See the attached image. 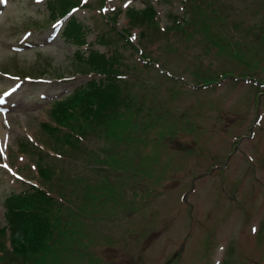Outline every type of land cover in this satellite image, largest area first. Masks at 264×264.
Segmentation results:
<instances>
[{
    "label": "rangeland",
    "instance_id": "rangeland-1",
    "mask_svg": "<svg viewBox=\"0 0 264 264\" xmlns=\"http://www.w3.org/2000/svg\"><path fill=\"white\" fill-rule=\"evenodd\" d=\"M47 1L0 0V230L13 194L52 197L55 244L28 264H264V0H84L58 22ZM71 17L120 55L125 103L56 131L52 109L101 79ZM10 243L0 264H26Z\"/></svg>",
    "mask_w": 264,
    "mask_h": 264
},
{
    "label": "trees",
    "instance_id": "trees-1",
    "mask_svg": "<svg viewBox=\"0 0 264 264\" xmlns=\"http://www.w3.org/2000/svg\"><path fill=\"white\" fill-rule=\"evenodd\" d=\"M81 2L82 0H51L47 8L53 18L64 17L72 8L79 7ZM126 15L131 22L144 23L154 15V11L149 8L141 11L130 8L127 9ZM114 25L118 30L117 25ZM122 32L123 36H128L126 34L128 30H122ZM63 36L78 47L77 58L89 70V73L92 72L101 79L91 80L87 86L78 89L52 109L57 124L53 129L57 131L60 127H71L73 130L82 131L84 125L87 129H94L96 128L94 125L100 126L109 119L113 120L124 103L119 86V55L109 57L93 49H90L88 53L83 52L81 48L87 45L88 31L87 27L76 18H70L64 28ZM100 42L109 43L103 37ZM77 112L79 114L76 116ZM80 120L83 124L77 123L76 127L71 125L73 121ZM47 131L53 132L51 129ZM40 173L44 176L47 173L50 174L46 169H41ZM31 189L32 192L25 191L8 198L7 226L0 230L3 235L7 229L9 230L11 249L26 264L44 256L55 244L52 241L53 228L47 216L46 207L52 198L47 192L35 186Z\"/></svg>",
    "mask_w": 264,
    "mask_h": 264
},
{
    "label": "bare ground",
    "instance_id": "bare-ground-1",
    "mask_svg": "<svg viewBox=\"0 0 264 264\" xmlns=\"http://www.w3.org/2000/svg\"><path fill=\"white\" fill-rule=\"evenodd\" d=\"M5 118H4V115L3 114H0V137L1 138H5L7 133L5 132V130L3 129L2 125H1V121H3Z\"/></svg>",
    "mask_w": 264,
    "mask_h": 264
},
{
    "label": "snow or ice",
    "instance_id": "snow-or-ice-1",
    "mask_svg": "<svg viewBox=\"0 0 264 264\" xmlns=\"http://www.w3.org/2000/svg\"><path fill=\"white\" fill-rule=\"evenodd\" d=\"M38 2H42V0H38ZM253 231H255V229H253Z\"/></svg>",
    "mask_w": 264,
    "mask_h": 264
}]
</instances>
